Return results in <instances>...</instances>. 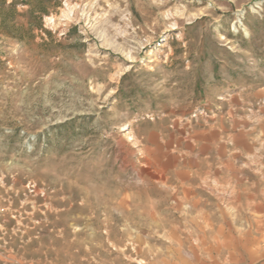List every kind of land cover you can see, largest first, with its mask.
<instances>
[{
	"label": "rangeland",
	"instance_id": "rangeland-1",
	"mask_svg": "<svg viewBox=\"0 0 264 264\" xmlns=\"http://www.w3.org/2000/svg\"><path fill=\"white\" fill-rule=\"evenodd\" d=\"M0 264H264V0H0Z\"/></svg>",
	"mask_w": 264,
	"mask_h": 264
}]
</instances>
